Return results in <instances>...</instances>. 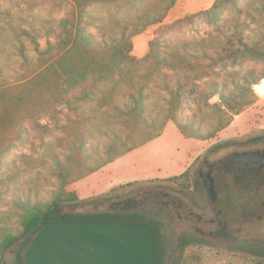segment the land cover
Here are the masks:
<instances>
[{
	"label": "rangeland",
	"instance_id": "obj_1",
	"mask_svg": "<svg viewBox=\"0 0 264 264\" xmlns=\"http://www.w3.org/2000/svg\"><path fill=\"white\" fill-rule=\"evenodd\" d=\"M170 1L0 0V240L3 229H20L19 219L29 205L51 199L61 183L56 174L61 164L71 168L70 179L74 176L65 185L66 191L83 200L64 210L96 212L119 201L125 206L128 198L137 199L136 209L146 219L162 222L168 251L178 235L177 223L163 209L160 190L178 193L196 212L220 210V219L237 239L264 241V207L244 215L241 207L247 204L249 188L245 183L235 188L229 174L222 173L224 178L220 179L214 169L216 163L232 159L233 152L264 144V138L259 140L264 137V92L259 96L255 91L264 80V0H219L183 20L146 26L154 16L166 15ZM78 26L94 40L79 48L85 66L77 64V70H72L64 57L71 61L76 52V48L69 50L80 41ZM134 29L141 32L131 36ZM123 37L137 58L147 55L153 46L160 56L184 58L194 68L156 70L147 63L139 70L142 76L132 80H96L101 65L95 61H102ZM247 44L258 50L250 52ZM212 79L224 89L231 105L243 100L234 81L256 82L250 103L214 137H185L169 120L158 137L102 169L85 172L86 166L95 165L94 159L105 156L107 143L113 141V149L118 151L123 142L143 137L144 129L135 122L125 121L113 110L106 112L112 103L126 99V91L136 92L137 86L146 83L154 92L152 102L159 101V95H164L162 84L169 81L193 108L199 99L203 111H210L204 99L190 93L194 82L211 91L207 82ZM209 101L221 103L217 95ZM183 112L191 113L186 108ZM225 142L230 144L207 154ZM85 152L90 153L86 164L81 160ZM209 171L217 194L214 202L203 185ZM222 183H227L226 191ZM151 191L158 194L157 202ZM104 197L105 202L92 203ZM158 206L161 212L156 211ZM233 247H228L225 239L191 245L177 254V262L264 264V256ZM14 260L15 251L8 248L5 262L12 264Z\"/></svg>",
	"mask_w": 264,
	"mask_h": 264
},
{
	"label": "trees",
	"instance_id": "obj_2",
	"mask_svg": "<svg viewBox=\"0 0 264 264\" xmlns=\"http://www.w3.org/2000/svg\"><path fill=\"white\" fill-rule=\"evenodd\" d=\"M175 1L176 0H171L169 2L168 9L175 3ZM216 3L214 5H216ZM165 16V13H160L158 16H154L145 22V25L159 26L165 22ZM183 19H185V17L179 20ZM77 30L80 41L75 42L72 48L69 50L71 51L76 48V52L72 56L71 61L67 56L64 57V62L68 63L69 69L72 70H77V64H81L83 67L85 66L84 59L79 55V48L94 40L92 34L86 31L83 27L78 26ZM140 32L141 31L134 29L132 33H130L131 36H134ZM150 43L154 44L155 41H150ZM245 47L249 49L250 52H253V50H258L257 47H251L248 44L245 45ZM95 62L96 64L101 65V67H98L100 70L97 71L98 78L96 80H108V82L115 80L116 78H118V80L121 82H126L128 80H132L134 77L142 76V73H139V70L142 69L147 63L151 64L156 70H160L162 68L181 70L184 66H188L192 69L194 68V66L184 58L175 57L169 54H163L160 56L159 52L153 46L150 47V51L147 55L137 58L132 54V45L129 43V40L125 38L122 39L118 45L113 46V50L106 54L102 61L99 60ZM114 73L117 74V77L112 78ZM188 76V73L184 75L186 78H188ZM255 84L256 82L240 81V79L234 81V86L240 91L239 95L242 96L243 100L236 105H231L228 100L225 99L226 95L224 93V89H220L221 87L219 83L214 79L207 82V85L211 88V91L194 82L193 86L195 88L192 89L190 94H198L200 99H204V106L211 109L210 111H203L199 99L194 101L193 108V106L189 103V99L185 98L179 91H176L174 86L169 81H164L162 84L161 89L163 90L164 95L161 93V95H159L160 100L153 101L155 104H153L151 100V95L154 93L152 91L153 89L150 90L149 86H146V83L137 86L136 92H123V96L126 99L120 103H112L111 108H106V112L109 114L111 110L115 111L116 114L119 117H123L125 121L135 122L137 125H139V127H142L145 133L143 134V137L141 136L136 138V141H132L130 143L123 142V148L121 150L119 149L118 151L113 149V141L107 143L105 145V156H98L97 159H94L96 162L95 165H85V172L92 173L112 162L118 156L123 155L138 146H142L146 142L158 137L166 122L169 120L175 122L185 137H194L200 140H206L214 137L218 132L231 123L234 116L240 114L242 108L245 105L250 103V94H252ZM177 85L179 86V84ZM213 95H217L220 98L221 103H211L209 99ZM185 108L191 111V113L185 114L183 112ZM263 138L264 137H260L259 140ZM229 144L230 143L225 142L223 144L217 145L209 149L207 154L213 152L217 148L220 149L221 147L223 148ZM89 150L98 153L96 149L92 150V148H90ZM88 152H85V155H83L81 158L84 163L90 154H88ZM214 169L220 179L224 178V175H221L222 173L229 174L232 181L231 184L235 188L243 187L245 185V171L239 167L238 162L235 159L232 158L226 164L224 163L222 165L221 163H216L214 165ZM56 174L60 177L61 183L57 191L53 192L54 194L51 199L45 202L29 205L28 210H25L21 214L19 219L20 229L17 232H11L9 229H3L5 233L0 240V264H6L5 256L8 248H11L15 251V260L12 264H24L22 257L23 250L31 241L33 235L43 225L54 218L57 211H59V217L63 215L64 219L73 221L99 220L144 223L150 228L154 236V264H163V258L165 254V238L162 230L160 229L162 222L159 219H146L144 214L138 211L136 208L122 210L121 208L116 207L115 204L106 210L96 212H73L71 210H64V208L81 204L83 200L78 198L76 193L66 191L65 189V185L74 177H71V179L69 178V176L72 175L71 168H64L63 165L60 164V169L56 172ZM252 178L264 180V172L254 173ZM221 186L222 188H225L224 190L226 191L227 183H222ZM248 194L249 196H247V204L245 202V204L243 203L242 207L240 206L244 215L246 216L250 215V213L255 214L258 207H264V184L256 185ZM106 200L107 197H104L102 199L92 201V203L101 204ZM226 201L230 202V199L227 198V196ZM249 204L251 206L247 207ZM233 248L245 249L253 254L264 256V249L262 250L256 246H235Z\"/></svg>",
	"mask_w": 264,
	"mask_h": 264
},
{
	"label": "water",
	"instance_id": "obj_3",
	"mask_svg": "<svg viewBox=\"0 0 264 264\" xmlns=\"http://www.w3.org/2000/svg\"><path fill=\"white\" fill-rule=\"evenodd\" d=\"M256 151L233 152L241 167L249 158L260 159ZM264 160V159H263ZM262 162L253 166L260 167ZM252 167V166H251ZM203 185L210 202L217 199L214 179L209 171ZM121 202H116L119 205ZM135 205V203H134ZM43 225L22 252L24 264H154L155 243L144 223L128 221H73L58 216ZM260 239H235L239 246L263 243Z\"/></svg>",
	"mask_w": 264,
	"mask_h": 264
},
{
	"label": "flooded vegetation",
	"instance_id": "obj_4",
	"mask_svg": "<svg viewBox=\"0 0 264 264\" xmlns=\"http://www.w3.org/2000/svg\"><path fill=\"white\" fill-rule=\"evenodd\" d=\"M244 151H256L257 156L260 153H264V144H253ZM263 159L264 156H261L260 159H253L250 157L246 162V167H241L238 163L239 167L245 171L246 176L244 183L247 185L250 192L256 185L264 184V180L252 178L254 173L264 172ZM260 162H262L260 167L253 166L254 164ZM151 192L153 194H151L153 200L157 202L158 194L154 191ZM160 193L164 198V200L161 201L163 209H165L166 214L170 217V219L177 223L178 231V235L174 241V246L170 248L169 251L168 245L166 244V241H164L165 254L163 264H180L177 262V254L179 252L186 249L188 246L199 245L203 242L217 243L218 241H221V239H225V244L228 247H241L234 243V240L237 239V237L233 236L232 230L228 228L227 222L220 219V210L212 214L209 211L196 212L193 205L187 203L178 193H173L167 190H160ZM146 199L147 197H144L143 200ZM138 203L139 201L137 199L128 198L125 202V206H121V203L115 206L121 208L122 210H130L131 208H136ZM129 205H131V207ZM157 208L158 209L156 211L161 212L159 206ZM209 226H213V228L208 229ZM160 229L162 230V226ZM256 247L264 249V242L260 245H256Z\"/></svg>",
	"mask_w": 264,
	"mask_h": 264
},
{
	"label": "crops",
	"instance_id": "obj_5",
	"mask_svg": "<svg viewBox=\"0 0 264 264\" xmlns=\"http://www.w3.org/2000/svg\"><path fill=\"white\" fill-rule=\"evenodd\" d=\"M217 0H176L175 3L168 9L165 20L168 22L176 21L195 13H199L211 8ZM146 29L144 30L147 31ZM112 164V162L106 164L102 168ZM100 168V169H102ZM99 170V169H98ZM97 171V170H96ZM95 172V171H94ZM91 174V173H90ZM88 174L82 179V182L90 175Z\"/></svg>",
	"mask_w": 264,
	"mask_h": 264
},
{
	"label": "built area",
	"instance_id": "obj_6",
	"mask_svg": "<svg viewBox=\"0 0 264 264\" xmlns=\"http://www.w3.org/2000/svg\"><path fill=\"white\" fill-rule=\"evenodd\" d=\"M264 84V80L263 82L259 83L258 85L255 86V91L257 92V94L259 96H261L263 94L264 91H261V93L258 92V90L260 89L261 85Z\"/></svg>",
	"mask_w": 264,
	"mask_h": 264
},
{
	"label": "bare ground",
	"instance_id": "obj_7",
	"mask_svg": "<svg viewBox=\"0 0 264 264\" xmlns=\"http://www.w3.org/2000/svg\"><path fill=\"white\" fill-rule=\"evenodd\" d=\"M261 91H264V84H262L260 89L258 90L259 93H261Z\"/></svg>",
	"mask_w": 264,
	"mask_h": 264
}]
</instances>
